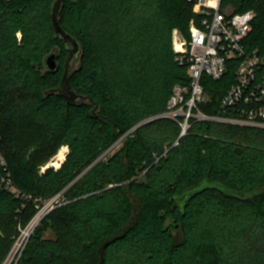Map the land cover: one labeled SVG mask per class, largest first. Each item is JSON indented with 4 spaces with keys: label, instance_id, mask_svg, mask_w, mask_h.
I'll return each mask as SVG.
<instances>
[{
    "label": "trees",
    "instance_id": "obj_1",
    "mask_svg": "<svg viewBox=\"0 0 264 264\" xmlns=\"http://www.w3.org/2000/svg\"><path fill=\"white\" fill-rule=\"evenodd\" d=\"M55 1L0 0V264L56 197L61 205L16 264H264V127L191 119L182 135V117H161L134 129L167 111L175 86L191 84L173 32L188 37L201 25L194 5L64 0L60 26L83 50L69 78L82 101L68 102ZM226 5L254 12L244 46L264 57V0ZM53 52L55 73L45 67ZM237 66L229 59L219 80L203 76L210 97L199 110L240 118L244 103L222 105ZM263 75L260 65L254 84ZM63 147L61 166L47 167ZM48 228L55 238L44 237Z\"/></svg>",
    "mask_w": 264,
    "mask_h": 264
},
{
    "label": "built area",
    "instance_id": "obj_2",
    "mask_svg": "<svg viewBox=\"0 0 264 264\" xmlns=\"http://www.w3.org/2000/svg\"><path fill=\"white\" fill-rule=\"evenodd\" d=\"M186 1L194 5L195 14L202 16L201 25L192 24L188 37L175 29L173 45L180 64L187 67L191 84L189 87L175 86L167 111L158 117H182V135L191 119L264 127V75L261 82L254 84L256 69L264 66V57L249 53L244 46L252 30L254 12H235L230 10L233 8L231 5L223 6V0ZM229 59L238 61L236 84L225 95L222 105L232 107L244 103L245 106L239 110L241 116L236 119L209 116L198 108L205 101L203 76L219 80L227 71ZM0 163L5 164L1 154ZM8 185L12 186L10 182ZM11 188L15 190L13 186Z\"/></svg>",
    "mask_w": 264,
    "mask_h": 264
},
{
    "label": "water",
    "instance_id": "obj_3",
    "mask_svg": "<svg viewBox=\"0 0 264 264\" xmlns=\"http://www.w3.org/2000/svg\"><path fill=\"white\" fill-rule=\"evenodd\" d=\"M64 0H56L54 5H53V10H52V23H53V28L54 31L56 33L57 36H59L67 45L68 51H69V55L66 59V63H65V72L63 75V79L61 82V86L59 91L66 97V99L68 100V102H72V101H82V98L79 97L72 89L71 86L69 84V78L70 75L72 73V70L76 67L82 53L83 50L81 48V46L79 45V43L67 32H65L62 27L60 26L59 23V12L62 8ZM59 54H57L56 52H53L51 54H49L46 57L45 60V67L47 68L48 71L55 73L56 71H58L59 69ZM160 117H155V118H151L150 120H146L142 123H140L139 125H137L134 129H136L137 127L151 121L154 119H157ZM203 188H205V185H201L198 188L189 190L187 192H185L180 198L179 200H181V202L186 201L189 197L195 195L196 193H198L199 191H201Z\"/></svg>",
    "mask_w": 264,
    "mask_h": 264
},
{
    "label": "rangeland",
    "instance_id": "obj_4",
    "mask_svg": "<svg viewBox=\"0 0 264 264\" xmlns=\"http://www.w3.org/2000/svg\"><path fill=\"white\" fill-rule=\"evenodd\" d=\"M230 10H234V8H231ZM209 97L210 96L208 94L205 95V101H207L209 99ZM121 147H122V143H121V141H119L114 146V148L111 149V151L108 154L109 155H112L113 153L119 151ZM63 148H65V147H63ZM60 151L54 157H52V159L48 163L49 166L51 165V166L58 167L57 164L61 165V162H63V161L59 159V153H60ZM108 154H106V155H108ZM106 155H104V157ZM61 201H62V198H60V197H56L53 200L49 201L36 214V216L29 223V225L26 228L22 229L19 238L15 242V244H14V246H13V248H12V250H11L9 256H8V258L4 262V264H16L17 263L18 259L20 258L21 254H22V251L26 247V244H27V241H28L30 235L33 233V231L35 230V228L41 223V221L43 220V218L47 216V214H49L51 211H53V209L56 206L61 205ZM55 236H56V234L51 230V228H48V230H46V232L44 233V237L45 238H55Z\"/></svg>",
    "mask_w": 264,
    "mask_h": 264
},
{
    "label": "bare ground",
    "instance_id": "obj_5",
    "mask_svg": "<svg viewBox=\"0 0 264 264\" xmlns=\"http://www.w3.org/2000/svg\"><path fill=\"white\" fill-rule=\"evenodd\" d=\"M68 152V148L65 147L63 149H61L60 153H59V159L64 161L66 158V153ZM58 167H60L61 165L57 164Z\"/></svg>",
    "mask_w": 264,
    "mask_h": 264
}]
</instances>
